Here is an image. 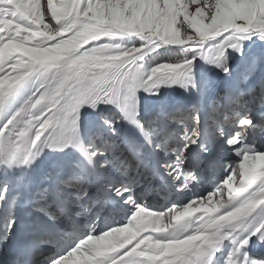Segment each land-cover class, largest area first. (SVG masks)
<instances>
[{"label": "snow or ice", "instance_id": "obj_1", "mask_svg": "<svg viewBox=\"0 0 264 264\" xmlns=\"http://www.w3.org/2000/svg\"><path fill=\"white\" fill-rule=\"evenodd\" d=\"M0 264H264V0H0Z\"/></svg>", "mask_w": 264, "mask_h": 264}, {"label": "rangeland", "instance_id": "obj_2", "mask_svg": "<svg viewBox=\"0 0 264 264\" xmlns=\"http://www.w3.org/2000/svg\"><path fill=\"white\" fill-rule=\"evenodd\" d=\"M152 203H153L155 206H159V204H163V200H160L159 202H157L155 199H153Z\"/></svg>", "mask_w": 264, "mask_h": 264}]
</instances>
